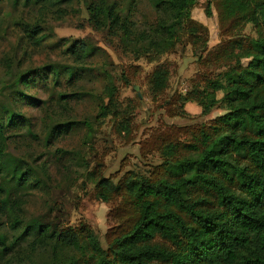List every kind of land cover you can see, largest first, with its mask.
<instances>
[{
  "label": "trees",
  "instance_id": "trees-1",
  "mask_svg": "<svg viewBox=\"0 0 264 264\" xmlns=\"http://www.w3.org/2000/svg\"><path fill=\"white\" fill-rule=\"evenodd\" d=\"M9 1L16 9L33 5L53 8L65 2ZM108 2L89 5L94 27L121 32L129 42L143 46L147 55L152 53L151 61L175 50L188 34L197 53L202 51L199 62L223 71L203 85L193 86L182 100L185 105L195 103L202 115L215 108L225 113L194 130L188 141H164L162 164L148 176L131 172L116 184L101 175L99 165L85 167L86 181L95 184L102 202L123 197L130 207L127 226L105 249L85 224L74 227L38 219L28 225L22 223L26 220L21 215L19 197L13 198L14 192L33 186L43 188L52 179L45 164L42 172L46 178L34 177L29 170L21 171L9 153V140L31 126V120L1 102L0 177L12 168L13 184L0 185V264H264V0H206V16L211 18L216 9L221 29L234 36L225 47L213 51L208 49L207 29L192 18L195 0L161 1L169 20L137 34L120 19L116 4ZM238 3L246 11L232 14ZM249 24L255 36L243 33ZM83 51H87L83 44L69 50L76 63L83 60ZM236 59L246 62L234 65ZM66 68L53 67L52 74L58 80ZM46 70H29L15 76L13 67H7L13 94L7 96L12 103L26 101L39 108L41 101L20 88L32 86L33 76L42 77ZM67 70L71 78L80 76L79 69ZM169 79V69L158 66L150 77L153 95H162ZM116 92V86L108 81L104 96L96 101V119L111 118L116 132L126 138L132 133L130 119L135 107L127 104L123 108ZM75 97L61 95L60 99L67 103ZM77 124H57L53 138ZM88 128L92 129L90 125ZM90 137L88 134V142Z\"/></svg>",
  "mask_w": 264,
  "mask_h": 264
},
{
  "label": "rangeland",
  "instance_id": "rangeland-1",
  "mask_svg": "<svg viewBox=\"0 0 264 264\" xmlns=\"http://www.w3.org/2000/svg\"><path fill=\"white\" fill-rule=\"evenodd\" d=\"M161 1L167 0H109L108 3L116 4L120 19L129 23L137 34L169 20L170 15ZM99 2L65 0L59 7L33 5L16 9L11 1H0V108L2 103L9 104L31 120V126L8 142V151L21 171L29 170L34 177L45 179L42 172L45 164L52 179L43 188L33 186L14 192L13 198L19 197L21 215L26 220H21L22 223L28 225L38 219L74 227L85 224L107 249L116 233L127 226L130 207L123 197L102 202L95 184L86 181L85 167L99 165L101 175L116 184L131 172L148 176L162 164L164 141H188L194 130L225 111L215 108L208 115H202L195 103L185 105L182 100L193 86L203 85L206 79L216 78L223 71L199 62L202 51L197 53L188 34L175 50L151 61L152 53L147 55L143 46L129 42L121 32L116 34L109 27L101 30L94 27L88 7ZM205 2L195 0L191 12L195 22L207 29L208 49L213 51L225 47L234 36L233 32L221 29L216 9L211 18L206 16ZM245 11L246 7L240 3L232 8V14ZM26 26L38 29L26 30ZM243 30L244 34L255 36L251 24ZM82 44L87 46V51L82 52L83 60L76 63L69 50L73 45L79 48ZM245 62V59H236L233 64ZM62 66L79 69L80 76L71 78L66 68L57 80L52 74L53 67ZM158 66L169 69L170 79L168 89L155 96L149 83ZM7 67H13L15 76L29 70L48 69L42 77L33 76L32 86L20 88L41 101L39 108L18 98L16 104L12 103L7 96L13 95L10 93L12 75L6 73ZM108 81L116 86V97L123 108L127 104L135 107L129 137L116 132L111 118L96 119V101L104 96ZM61 95L76 97L66 103L60 99ZM63 121L78 124L53 138L55 126ZM12 172V168L3 172L2 187L13 184ZM26 247L25 243L23 250Z\"/></svg>",
  "mask_w": 264,
  "mask_h": 264
},
{
  "label": "water",
  "instance_id": "water-1",
  "mask_svg": "<svg viewBox=\"0 0 264 264\" xmlns=\"http://www.w3.org/2000/svg\"><path fill=\"white\" fill-rule=\"evenodd\" d=\"M136 89H137V87H136ZM138 90V89H137Z\"/></svg>",
  "mask_w": 264,
  "mask_h": 264
}]
</instances>
